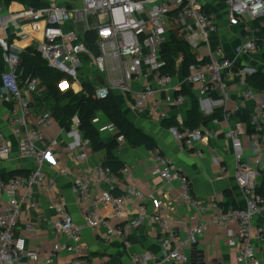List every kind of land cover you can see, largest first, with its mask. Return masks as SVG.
Wrapping results in <instances>:
<instances>
[{
	"label": "built area",
	"instance_id": "2783aa9c",
	"mask_svg": "<svg viewBox=\"0 0 264 264\" xmlns=\"http://www.w3.org/2000/svg\"><path fill=\"white\" fill-rule=\"evenodd\" d=\"M61 1L64 0H51L43 9L11 12L4 0H0V48L6 67L0 74V103L10 107L7 127L18 142L20 157L34 163L33 169L24 175H15L7 181L0 177V264H31L43 259L53 264L59 254H67L72 264H85V230H104L106 243L119 241L129 247L133 232L148 222L162 230L157 240L162 248L161 263L186 264L188 247L198 242L207 225L199 222L185 238L175 237L171 219L157 210L149 214L147 197L137 188L128 187L119 192L122 188L119 176L104 164L83 168L73 178L72 192L77 206L83 210V222L78 224L66 214L63 203L54 204L53 209L62 217L52 227L65 242L55 243L46 254L29 249L28 236L36 234L38 229L32 222L22 225L21 220L26 211L38 210L36 192L46 182V167L54 161L59 141L48 140L44 131L56 123L54 116L48 111L39 113L32 107L31 97L40 96L41 83L38 78L22 79L25 49L10 41L12 31L32 38L41 35L33 40V48L49 67L64 74L65 79L59 84L62 92L74 91L77 83L80 84L77 94L105 100L117 91L131 97L128 107L139 115L147 111L157 96L165 95L167 101H158L153 107L161 112L160 119L166 117L169 109L183 104L184 89H192L199 100L214 94L226 97V74L236 68L235 61L227 59L221 50H210V39L218 32V26L199 0H71V7ZM226 5L230 25L241 27L243 32L244 43L238 55L258 52V42L244 19H264V0H227ZM171 33L192 51L202 46L209 49L208 56L189 65L177 83L178 75L163 72L166 67L163 47ZM93 45L98 47L99 55L91 50ZM83 62L96 70L95 77L82 75ZM86 80L93 85V94L84 90L82 83ZM134 84L141 89L135 91ZM170 94H175L173 100H169ZM246 99L255 101L249 138L259 162L264 136V92L248 90ZM107 130L117 131L115 126ZM70 131L74 135L80 133L77 115L72 119ZM171 132L182 150L203 156L196 145L209 140L210 133L187 127L174 128ZM243 135L240 127L228 133L236 158L235 178L246 201L244 209L234 206L224 209L198 200L188 177L158 151H154L158 167L153 175L166 182H179L180 198L200 215L209 210L217 213L214 224L228 229V243L238 251L237 264H260L254 240L263 241L264 230L256 227L255 220L264 212V197L258 194L260 172L245 162ZM118 143L120 152L124 137L120 136ZM77 147L70 152L69 159L75 165H84L89 159L90 141L81 138ZM11 154L12 144L0 131V162L9 160ZM216 162L219 163L218 157ZM133 171V167L125 166L121 173L130 178ZM59 172L64 177L70 176L68 171ZM47 188L56 190L57 183L51 182ZM130 205L136 206L135 216H131ZM104 209H110V213L104 215ZM134 263L158 264L156 256L149 252L135 255Z\"/></svg>",
	"mask_w": 264,
	"mask_h": 264
},
{
	"label": "crops",
	"instance_id": "0c3cea01",
	"mask_svg": "<svg viewBox=\"0 0 264 264\" xmlns=\"http://www.w3.org/2000/svg\"><path fill=\"white\" fill-rule=\"evenodd\" d=\"M226 1L199 0L202 8L215 17L218 26V32L212 35L210 39V50H221L227 59H231L236 63V68L226 74L228 86L226 97L214 94L199 100L192 89L187 88L182 91L185 94L183 104L169 109L165 112L166 117L160 119L161 112H158V109L154 111L153 107L158 101L165 103L167 101L165 95L157 96L147 111L141 115L130 111L128 104L131 97L127 94L123 95L116 91L112 93V96L118 102L126 119L145 135L152 138L158 146L157 151L162 153V156L170 159L188 177L193 195L198 200L207 204L214 203L219 208L224 209L229 206L244 209L246 201L235 178L236 158L228 133L238 127L243 130L242 143L245 162L260 172L259 184L264 189V136L261 141L262 152L259 162H257L253 151L254 147L249 138L252 133L250 119L253 115L255 101L246 99L248 90L260 93V91L251 88L247 80L256 72L264 74V19H252L250 17L244 19V22L253 31L259 45V51L238 55V51L244 43L243 32L241 27L230 25ZM42 2L47 3L48 6L51 4V0H42ZM67 2L66 0L61 1L64 5L71 7V0H67ZM25 8L27 7L17 1L7 6V9L11 12H17ZM19 33L12 31L10 41L23 49L33 48V40L41 37V35H36L32 38L29 35H19ZM191 52L196 60L200 61L208 56L209 49L202 46L197 51L191 50ZM180 63L179 60L176 63V68L179 69ZM177 75L176 83L183 77L184 73L179 70ZM244 76H246L245 82H243ZM91 77H95V75ZM78 89H80V84H74L75 93ZM133 89L135 91L140 90L141 86L134 84ZM44 96L45 94L40 92V96L31 97L34 110L43 111L40 108L46 100ZM168 98L173 100L175 94H170ZM194 102L198 104L202 116V124L198 129L210 133L209 140L196 145V150L202 152V157L182 150L179 141L171 130L161 126L163 120L171 118H175L182 126L187 114L192 110ZM161 108L163 109V107ZM219 108L224 110L222 119L207 121L209 116ZM9 109L10 107L7 105L0 103V131L5 134L12 144L10 159L6 162H0V177L13 172L28 173L34 167L33 162L22 159L19 155L18 142L7 127ZM94 124L100 132L102 141L107 142L117 136V131L108 132L107 128L114 126V124L103 112H97ZM44 131L48 140L57 138L59 146L54 151V161L46 167V182L36 192L38 210L31 213L26 211L21 220L22 225L28 222L36 225L38 232L28 236V246L30 250L42 254L51 252V248L55 243L65 242V239L52 227L53 223L62 217L53 209V205L63 203L66 214L70 215L76 223H82L83 210L77 206L72 192L73 178L79 175L83 168H95L102 165L107 159L105 149L94 152L90 147L87 163L79 166L75 165L69 159V154L71 151L78 149L77 144L83 138L82 133L74 135L70 130L60 127L57 122L53 126L45 128ZM118 148L119 143L117 141V149L115 148L113 153L121 164V169L117 173L122 187L119 192H124L128 187H135L143 192L147 197L148 213L152 214L154 210H157L170 218L172 234L177 238H185L199 222L207 225L205 233L198 239V242L188 247V261L186 264H237L238 251L228 243V229L214 224L217 213L209 210L206 214L200 215L191 205L180 198L179 182H166L159 176L153 175V171L158 167L154 151H150L145 147L132 148L126 142L121 146L120 152ZM217 157L219 163L216 162ZM125 166L134 168L132 177L129 178L121 173L122 168ZM60 170L68 171L70 176H62ZM51 182L57 183L56 190H48L47 186ZM129 209L131 216H135L136 206L130 205ZM109 213L110 209L103 210L104 215ZM255 225L264 230V212L257 216ZM22 229L23 227H20L21 231ZM161 231V228L154 224L144 223L133 232L131 244L126 247L119 241L106 243L103 239L104 230H85L83 233V241L86 246L85 264H135V255L145 252L154 254L158 264H165L161 263L163 258L162 248L157 242ZM254 246L260 264H264V238L263 241L255 239ZM31 264L47 263L43 259ZM53 264H72V261L67 254H59Z\"/></svg>",
	"mask_w": 264,
	"mask_h": 264
},
{
	"label": "trees",
	"instance_id": "16d2710c",
	"mask_svg": "<svg viewBox=\"0 0 264 264\" xmlns=\"http://www.w3.org/2000/svg\"><path fill=\"white\" fill-rule=\"evenodd\" d=\"M17 1L23 4L27 8L43 9L48 7V4L41 0H4L5 5ZM163 59L166 62L163 72L171 75H177L179 70L187 73L189 65L197 63L198 61L193 56L188 45L181 39L177 38L175 33L170 34L168 42L163 47ZM3 50L0 48V74L6 71V67L3 62ZM180 60L179 69L176 68V63ZM22 66L23 71L22 79L38 78L41 86L46 91V99L52 102L50 112L56 122L65 130H71L72 119L74 116H78L80 121V132L83 138L90 141V147L92 151H98L105 149L107 152V159L103 163L104 166L109 167L117 174L121 169V164L114 156V149H117V141L120 136L124 137L125 142L132 148L145 147L150 151H157L158 146L155 141L149 136L145 135L134 124L129 122L123 115V112L115 100L110 95L105 100H96L93 97H86L84 94H76L74 91L62 92L59 88L60 82L65 79V76L60 71L51 68L36 53L34 48H27L22 54ZM248 84L251 88L258 91H264V74L262 72H256L248 78ZM84 90L89 94H93V85L86 81H83ZM46 101V100H45ZM9 107V105H7ZM97 112H103L113 122L117 129V136L104 142L100 138V132L94 124ZM223 108L216 109L212 115L209 116L207 121L214 119H222ZM202 124V116L199 112L198 104L194 102L192 110L187 114L183 125L181 126L174 118L165 119L161 122V126L165 129L171 130L174 128H190L198 129ZM160 153V152H159ZM162 155V153H160ZM25 173L13 172L3 176L4 180H9L15 175H24ZM118 175V174H117ZM258 194L264 197V189L259 186Z\"/></svg>",
	"mask_w": 264,
	"mask_h": 264
},
{
	"label": "rangeland",
	"instance_id": "374dc122",
	"mask_svg": "<svg viewBox=\"0 0 264 264\" xmlns=\"http://www.w3.org/2000/svg\"><path fill=\"white\" fill-rule=\"evenodd\" d=\"M43 1H45V0H43ZM66 3H68L67 0H66ZM33 47H34V45H33ZM81 73H82V75H85L87 77H91V76H94L95 75L96 70L93 69L92 66L89 63H87V65H85V63L83 62V70L81 71ZM40 92L42 94H46V91H45V89L42 86H40ZM44 98H46V95L44 96ZM51 106H52V102H50V100L48 101L46 99V101L41 105L40 110H43V111L44 110H47V111H49V110H51Z\"/></svg>",
	"mask_w": 264,
	"mask_h": 264
},
{
	"label": "water",
	"instance_id": "95a60500",
	"mask_svg": "<svg viewBox=\"0 0 264 264\" xmlns=\"http://www.w3.org/2000/svg\"><path fill=\"white\" fill-rule=\"evenodd\" d=\"M91 50H93L97 55H99V50L96 45L90 46Z\"/></svg>",
	"mask_w": 264,
	"mask_h": 264
}]
</instances>
